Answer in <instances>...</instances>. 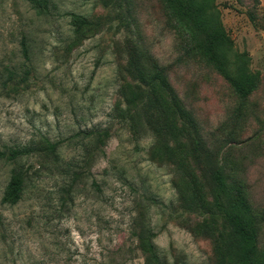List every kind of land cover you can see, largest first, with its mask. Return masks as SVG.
<instances>
[{
	"label": "rangeland",
	"instance_id": "1",
	"mask_svg": "<svg viewBox=\"0 0 264 264\" xmlns=\"http://www.w3.org/2000/svg\"><path fill=\"white\" fill-rule=\"evenodd\" d=\"M130 2L133 31L244 183L264 251V0H215L234 53L258 75L242 107L210 65L186 56L160 0ZM69 13L115 12L102 0H0V150L60 141L59 166L35 154L18 161L31 174L15 204L1 200L14 163L0 158V264H145L138 234L147 229L163 264H220L212 238L192 230L204 216L179 204L173 165L151 158L154 137L117 117L131 32L113 19L65 52ZM97 129L110 136L88 160L85 134Z\"/></svg>",
	"mask_w": 264,
	"mask_h": 264
},
{
	"label": "trees",
	"instance_id": "2",
	"mask_svg": "<svg viewBox=\"0 0 264 264\" xmlns=\"http://www.w3.org/2000/svg\"><path fill=\"white\" fill-rule=\"evenodd\" d=\"M160 1L184 43L186 56L199 57L210 65L231 86L240 106L245 105L258 85V75L249 69L245 53H234L215 0ZM102 2L115 12L105 19L67 14L71 36L63 51H71L113 19L118 20L117 29L124 27L131 32L132 36L124 43L123 70L128 80L119 88L126 106L121 107L120 101L114 104L117 117L129 125L133 134L143 125L154 137L155 143L149 149L151 158L173 165L179 204L186 211L204 216L192 230L212 238L220 264H264V251L258 247L257 213L248 201L244 183L226 165L220 152L207 144L196 118L170 83L167 67L133 31L135 20L130 0ZM85 136L93 144L91 149H85L89 160L94 151H103L110 132L97 129ZM59 146L60 141L41 136L32 143L0 150V158L14 163L2 202L15 204L21 199L31 174L28 167L18 163L21 158L35 154L43 162L59 166ZM79 174L78 171L69 174L72 183ZM151 237L149 229L138 234L145 264H163Z\"/></svg>",
	"mask_w": 264,
	"mask_h": 264
}]
</instances>
